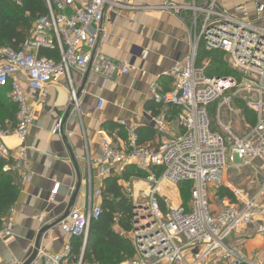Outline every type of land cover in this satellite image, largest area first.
I'll list each match as a JSON object with an SVG mask.
<instances>
[{"label":"built area","instance_id":"built-area-1","mask_svg":"<svg viewBox=\"0 0 264 264\" xmlns=\"http://www.w3.org/2000/svg\"><path fill=\"white\" fill-rule=\"evenodd\" d=\"M44 1L46 13L36 20L19 48H0V87H8V97L17 107L11 133L0 123V159L3 172L18 175L21 185L29 182L31 175L23 145L33 124L27 91L44 97L47 87L65 76L70 101L77 108L69 77L71 68L90 66V71L105 83L116 74L128 75L137 69L138 52L132 53L130 59L113 61L95 48L109 14L135 9L128 0ZM156 9L189 13V48L168 69V90H159L155 83L149 87L154 103L180 109L174 118L178 130L172 132L174 126L164 114L150 112L145 116L159 136L152 145L141 142L137 124L126 127L127 137L120 146L100 130L98 155L92 161L87 159L85 206H72L58 222L69 238L83 240L81 251L74 255L68 242L54 255L39 251L42 264H83L90 223L102 212L101 204L95 200L102 196V190L92 187L91 163L99 167L100 177L120 173L127 166L144 173L138 181L146 187L133 191L135 181L133 187L125 186L126 199L132 204L135 253L117 264H255L228 244V239L240 227L249 225L264 235V204L257 197L247 198L232 190L236 201L213 210L206 189L208 184L222 185L229 167L249 166L255 159L264 165V3L253 2L249 8L246 4L224 7L219 0H191L185 5L162 1ZM41 47L56 49L58 60L39 56ZM201 49L222 52L235 76L207 74L198 60ZM238 93L254 96L246 105L253 110L255 122L243 135H232L226 129L223 136L211 129L209 112L218 99L219 109ZM120 123L126 125L124 121ZM59 129L58 121L54 131ZM10 134L19 141L15 147L4 142ZM184 182L192 184L187 205L179 201L177 190V185ZM58 187L59 183L52 186L53 198ZM13 229V224L5 221L0 237Z\"/></svg>","mask_w":264,"mask_h":264},{"label":"crops","instance_id":"crops-1","mask_svg":"<svg viewBox=\"0 0 264 264\" xmlns=\"http://www.w3.org/2000/svg\"><path fill=\"white\" fill-rule=\"evenodd\" d=\"M162 1L185 5L191 0H128L135 9L109 14L104 21L103 32L96 39V50L113 61L130 59L132 53L138 52L135 62L137 69L128 75L116 74L105 83L101 76L87 71V68H71L69 77L76 92L77 108L70 101L69 83L65 76L52 82L44 97L35 91H27L33 124L23 145L31 175L29 182L21 185L18 175L12 174L20 190L3 220V223L10 221L14 229L12 233L0 237V264H22L31 254L36 234L41 228L63 218L72 206L80 209L85 206L89 174L87 159L92 161L97 157L100 150L98 132L105 130L106 123L116 124L110 131H105L118 146L126 140V127L131 124L138 125L141 142L152 145L159 141L157 132L147 121L146 112L164 114L167 122L174 126L172 132L178 130L174 118L180 109L173 116L170 114L172 105L154 103L149 87L155 83L159 90L169 88L171 78L167 71L176 57L186 54L189 48V13L157 10L156 6ZM253 1L219 0L224 7L246 4L249 8ZM196 2L200 3L201 0ZM14 104L8 97V87H1L0 123L10 133L14 127L15 112L9 108ZM58 121L60 129L54 131ZM121 121L126 125H121ZM4 142L9 147L19 144L13 134L6 136ZM98 172L99 167L91 163L92 187L104 190V180L108 176L100 177ZM121 173L114 171L110 175L120 176ZM131 178L134 176L118 180L125 197V186H130ZM54 183H59V187L53 198L50 191ZM244 196L257 197L264 204V184L254 196ZM95 200L102 205V196ZM112 229L132 245V228L125 230L115 222ZM230 241L253 263L264 264V235L257 233L254 225L240 227L232 234ZM67 242L71 245V238L56 224L43 233L39 251L54 255ZM82 244L75 255L80 253ZM133 255L126 258H132ZM41 262L39 254L32 264Z\"/></svg>","mask_w":264,"mask_h":264},{"label":"trees","instance_id":"trees-1","mask_svg":"<svg viewBox=\"0 0 264 264\" xmlns=\"http://www.w3.org/2000/svg\"><path fill=\"white\" fill-rule=\"evenodd\" d=\"M45 13L46 5L44 0H0V48L8 47L17 50L36 20ZM201 53L203 52L200 50L199 55ZM206 54L209 57L207 74L209 72V75L235 76L236 72L219 58L222 55L220 51H206ZM38 55L53 61H57L59 58L56 49L45 47H41L38 50ZM166 90H168V87L163 91ZM244 106L246 111L254 117L253 125L255 122L254 112L247 107L246 103H244ZM9 109H14L16 114V104ZM178 111V107L170 106L171 115L174 116ZM114 126L116 124L106 123L104 127L105 130L110 131ZM2 167L3 160L0 159V228L9 207L16 201L20 190L13 175L3 172ZM130 176L144 177V173L134 166H127L123 169L120 176L111 174L105 178L104 190H102V212L98 219L92 220L90 223L83 252V262L117 264L126 257L133 255V247L130 241L115 233L112 229V225L115 222L119 223L125 230L129 231L131 229L132 204L126 199L122 193L121 186L118 184L119 179L127 180ZM220 190L230 202L236 201L232 191L222 186ZM117 213L120 216L115 218ZM122 218L126 219V221L124 222ZM81 244V238L71 237L73 254L77 252Z\"/></svg>","mask_w":264,"mask_h":264},{"label":"rangeland","instance_id":"rangeland-1","mask_svg":"<svg viewBox=\"0 0 264 264\" xmlns=\"http://www.w3.org/2000/svg\"><path fill=\"white\" fill-rule=\"evenodd\" d=\"M253 2L264 3L263 0H254ZM205 54V51L201 53L199 56V61L200 66H204L205 71L207 72L209 57L208 54ZM219 58H221L227 64V59L223 53L219 56ZM249 99H254V96L238 93L235 94L231 100L227 102V104L221 106L219 109L218 107L221 99H218L214 103L212 111L209 112L211 129L223 136L227 133L226 129H228L232 135H243L252 125L254 119V117L246 111L244 106V103H246V101ZM261 164L262 162L259 159H255L252 161L251 167H229L226 169L223 175L224 181L222 185L216 186L214 184H208L206 191L208 196V204L210 207L213 210H219L230 202L225 194L220 190L221 186L226 187L229 190L230 186L233 190H240L242 194L247 196H254L255 194L259 193L262 185L264 184V167H262ZM135 178L137 179L132 180L133 182H136L133 191L139 190L142 186L146 187V184L138 181L142 180V178H144L143 176ZM133 184L134 183H131L130 185L133 187ZM177 188L179 192V201H181V203L184 205H187V203L191 200L192 184L189 182H184L178 184ZM140 193L141 192L139 191V194ZM173 201L177 202V199H173ZM119 216L120 214H117L115 218H118ZM122 220L124 222L126 221L124 218H122ZM228 244H231L230 239H228Z\"/></svg>","mask_w":264,"mask_h":264},{"label":"water","instance_id":"water-1","mask_svg":"<svg viewBox=\"0 0 264 264\" xmlns=\"http://www.w3.org/2000/svg\"><path fill=\"white\" fill-rule=\"evenodd\" d=\"M89 70H90V66L87 67V71H89ZM86 76H87V73L85 75L84 80L86 79ZM67 212H68V210H67ZM67 212L65 213L64 217L67 215ZM59 221H60V219H58V221H56L55 223H52L51 225H48L47 227L41 228L37 232L36 238H35V241H34L33 250L31 252V254L29 255V257L22 264H32L38 258V256H39L38 251L40 249V241H41V238L43 236V233H45L47 230H49L50 228H52L53 226L58 224ZM85 243H86V241H85Z\"/></svg>","mask_w":264,"mask_h":264}]
</instances>
